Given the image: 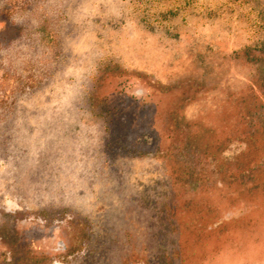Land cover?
<instances>
[{
  "label": "rangeland",
  "instance_id": "374dc122",
  "mask_svg": "<svg viewBox=\"0 0 264 264\" xmlns=\"http://www.w3.org/2000/svg\"><path fill=\"white\" fill-rule=\"evenodd\" d=\"M0 264H264V0H0Z\"/></svg>",
  "mask_w": 264,
  "mask_h": 264
}]
</instances>
